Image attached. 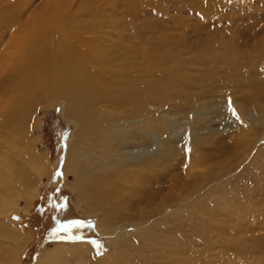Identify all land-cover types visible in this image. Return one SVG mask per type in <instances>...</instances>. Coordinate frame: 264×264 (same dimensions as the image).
I'll use <instances>...</instances> for the list:
<instances>
[{"label": "bare ground", "instance_id": "bare-ground-1", "mask_svg": "<svg viewBox=\"0 0 264 264\" xmlns=\"http://www.w3.org/2000/svg\"><path fill=\"white\" fill-rule=\"evenodd\" d=\"M13 1L16 6L11 4ZM257 1L253 3H261ZM88 2L0 0V199L11 200L18 187H28L39 176L47 180L52 176L45 160L26 139L32 125H38L33 116L35 110L43 105H59V112L75 124V130L64 160L54 166L52 178L66 182L69 189L79 193V203L86 205L84 215L92 214L99 206L102 214L95 227L97 233L145 223L150 210H142L140 206L144 204L153 212L160 211L158 217L166 214L165 210L181 217L186 214L185 205H193V218L212 216L209 222L213 223L214 209L222 214L230 211L228 200L235 186L248 202L252 190L247 189L246 183L236 179L220 182V176L213 172L218 161H227L226 151L217 149L215 154L206 146L209 134L222 128L231 130L237 143L246 134L256 137L255 142L264 137V24L259 21L247 26L250 30L246 29L245 35L234 34L232 40L219 36V40H205L197 35L181 41L170 37L134 38L135 48L130 49L134 50L133 61L127 58L115 64L109 56L117 51L111 49L117 44L112 37H81L91 32L93 25L85 22L86 18H94L99 10L95 7L80 13L79 7ZM112 43L115 44L110 47ZM196 47L208 50L211 56L203 53L194 59L191 50ZM229 97L239 120L228 110ZM154 130L160 132L157 147H151L150 142ZM145 138L146 149L139 150V139L145 142ZM236 142L228 141L224 147L233 148ZM237 145L235 148L240 151ZM174 148L186 158H178L176 165L174 161L173 168L150 163L164 150ZM174 169L177 173L166 177ZM58 171L62 173L59 178ZM180 173L183 186L177 181ZM175 185L176 192L169 191ZM221 187L225 193L218 200ZM84 189L89 190L85 195ZM25 194L29 202L36 198L35 190ZM171 207L175 211L170 212ZM1 216L0 264H20L26 238ZM162 222L163 217L139 226L133 235L118 234L117 239L109 241L113 250L108 252L105 264H133L139 257L130 253H147L153 245L152 235L164 251L180 244L175 243V237L186 235V230L181 226L185 233L174 237L172 232L177 229L171 232ZM201 223L198 221L194 228L204 234ZM152 225H157L159 231L152 230ZM153 254L157 257V253ZM167 254L165 258L170 256ZM90 255L88 246L81 242L53 243L42 251L35 264H66L69 257L79 264H104L95 262Z\"/></svg>", "mask_w": 264, "mask_h": 264}, {"label": "rangeland", "instance_id": "rangeland-1", "mask_svg": "<svg viewBox=\"0 0 264 264\" xmlns=\"http://www.w3.org/2000/svg\"><path fill=\"white\" fill-rule=\"evenodd\" d=\"M253 2L255 0H89L88 3H84L79 7V12L83 14L88 9L95 7H99V10L94 14V18L92 15L86 18L88 21L85 20V22H90L93 25L90 27L91 32L81 37H99L100 39L112 37L117 44L114 45L115 43H112L110 47L114 45L111 49L117 51L109 55L111 60L118 64L120 61L123 63L125 59L130 58L132 62L135 54L134 50L131 52L130 49L135 48L134 38H138L137 40H155L170 37L175 41H181L182 39H192L197 35L202 36L201 39L205 40H219L218 36L219 38L224 37L226 40H232L237 34L241 35L243 33L245 35L246 29L248 30L250 25H255L259 21L264 24V0H258L257 2H261L260 4ZM14 3V6H16V1L11 4L13 5ZM242 10H245L244 13ZM256 13L258 14L256 15ZM201 50L202 48L199 47L191 50L194 59L199 58L203 53L205 55L209 52L208 50ZM208 55L211 56V54ZM59 109V105L55 107L43 105V107L37 108L33 116L35 121H38V125H32L26 139L36 154L45 160L46 167L52 176L55 174V164L62 163L60 161L64 160L67 144H69L72 132L75 130V124L71 120H67L59 112ZM160 116L161 114H156V117ZM175 116H177L176 119L180 123L184 122L179 114L175 113ZM159 133L158 130L151 132V147H157L160 143ZM232 137V131L224 130V128L209 134L208 139L210 142L206 148L210 151L213 150L212 152L215 154L218 153V150L219 152L220 150H225L228 156L227 161H218L216 163L217 167L213 169V172L217 174V177L220 176V182L224 179H228V181L236 179L246 183L247 189L250 188L252 192L247 196L248 202H246L241 196L242 190H238L236 186L234 189L232 188L230 199L228 200L230 202V211L227 214H222L219 210L218 213L214 209L215 216L213 219L215 217L216 219H212L211 222L213 223L209 222L212 216L206 219L208 216L199 215L198 217L197 215L194 216V219L191 216L193 214L190 213L191 211L193 212V205L188 208L186 206L189 204H186V214H182L181 217L172 215L175 213H169V210H165L166 214H161L162 216L158 217L160 211L156 209L153 212L150 206L144 204L140 208L144 211L150 210L149 216L144 218V220L146 219L145 223L142 221L138 223L140 225L118 227L112 233H97L95 227L102 214L101 209L98 206L92 214L84 215L86 205L84 202L80 204L82 203V197L79 193L69 189V185L66 182H59L55 179V176L53 178L51 176L48 180L45 176H39L38 180L28 184V187H18L15 196H11V200L8 198L0 199V215L8 222L13 223L26 238L25 243H27L23 244L19 255L20 264H35L42 251L53 243L72 244L75 242L87 245L92 260L100 263L104 262L105 264L108 252L113 250V246H109V241L117 239L120 234L133 235L139 226L145 227L150 224L149 222L159 221V218L162 217L164 221L162 223L166 229L170 231L177 229L179 231L182 226L186 230V235L178 236L180 232L185 233L182 228L179 232L177 230H175L176 232L171 231L174 237L178 236L175 237V243H181L174 244L175 247L171 246L170 249H165V251L160 248L157 241H153L155 236L152 235L153 245L147 249V253H130V256L138 255L139 257L134 262L135 264H140L139 262H142L141 264H147L148 262L149 264H192L194 261H196V264H202V261L206 264H264V137L262 136L260 140L255 142L256 137L246 134V136L241 137L239 143L233 140ZM146 141H148L147 138H145V142L139 139V150L146 149ZM228 141H232V144L236 142L233 148L232 146L224 147ZM236 145L240 151L235 148ZM182 156L177 148L170 151L164 150L160 157H153L150 163L157 165V167L165 164L167 167L173 168L178 162V158L181 161ZM182 163L184 162L182 161ZM171 165L172 167H170ZM260 168L262 172L258 173ZM247 169H254V171L250 173ZM176 171L177 169L172 170L166 177L171 174L175 175ZM182 176L183 174L180 173V178L177 180L180 181L181 186L184 185L182 182L184 177ZM53 182H58V184ZM220 182L218 183L219 185H221ZM180 183L178 184L180 185ZM173 187L174 189H169V191L176 192L177 185ZM22 189L24 191L21 193ZM34 190L36 191V198L29 202L26 198L27 194L24 195V192H32ZM87 192H89L88 189L86 191L85 189L83 190L84 195ZM224 193L225 188L221 187L219 194H217L219 195L217 196L218 200H221ZM22 195L24 196L22 197ZM205 201L207 203L208 198ZM170 204L175 205L171 201ZM60 205L64 207L60 208ZM206 206L208 205L206 204ZM173 210L174 207L170 209V212H173ZM167 214L168 216H165ZM69 221H85V224L79 228L72 229L71 233L59 232L54 235V229L57 228L59 223H67ZM198 221L202 222L200 225H203L204 234L198 233L200 230L194 228ZM105 223L107 222L105 221ZM189 225H193V227ZM156 226L152 225V230L159 231ZM176 226L179 227L176 228ZM186 227L190 229H186ZM192 228H194V233L192 232L191 234ZM189 230L191 231L189 232ZM69 234L80 235L84 239L57 238V235L67 237ZM191 235H193V238ZM181 237L186 239L181 240ZM179 246L181 248L183 246L182 250L185 252L180 253L182 250H180L181 248L179 249ZM166 251L167 253L169 251L170 256L173 258H170V256L165 258ZM153 252L157 253V257H154L155 254ZM181 257L183 258L181 259ZM179 258L180 260H178ZM76 263L79 264V261L74 257H69L66 260V264Z\"/></svg>", "mask_w": 264, "mask_h": 264}, {"label": "snow or ice", "instance_id": "snow-or-ice-1", "mask_svg": "<svg viewBox=\"0 0 264 264\" xmlns=\"http://www.w3.org/2000/svg\"><path fill=\"white\" fill-rule=\"evenodd\" d=\"M228 110L232 114L233 117H235L237 120L240 119L239 115L236 112V109L234 108V106L232 104V100H231L230 97L228 99ZM56 175L57 176H61L62 173L58 171L56 173ZM59 207L60 208H63L64 206L63 205H60ZM84 224H85V221H69L67 223H59L57 225V228L54 229V235H56L59 232L71 233V230L72 229L79 228V227L83 226ZM57 238H59V239H65V238H67V239H74V240H82V239H84L83 236H80V235H71V234H69L67 237L58 236L57 235Z\"/></svg>", "mask_w": 264, "mask_h": 264}]
</instances>
